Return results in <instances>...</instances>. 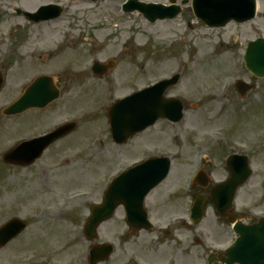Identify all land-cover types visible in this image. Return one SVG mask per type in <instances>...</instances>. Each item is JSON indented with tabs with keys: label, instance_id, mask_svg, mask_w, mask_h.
I'll return each instance as SVG.
<instances>
[{
	"label": "rangeland",
	"instance_id": "obj_1",
	"mask_svg": "<svg viewBox=\"0 0 264 264\" xmlns=\"http://www.w3.org/2000/svg\"><path fill=\"white\" fill-rule=\"evenodd\" d=\"M127 1L0 0V72L5 76L0 94V162L1 154L15 145L19 135L46 133L64 121L80 123L67 140L50 150L53 172L43 170L48 168V155L28 168L15 169L0 163V217L5 211L17 209L28 223L21 236L0 250V264H20L22 258L32 261L40 253L37 258L45 257L47 261L42 264L84 254V246L74 247L78 240L72 238L81 231L89 207L101 203L106 189L103 180L117 168L127 169L149 157H170L172 170L169 178L149 196L148 205L154 207L160 220L188 217L194 198L190 180L199 169L206 168L212 184L226 178L224 156L232 150L225 144L224 132L239 141L236 148L255 137L249 134L255 124L245 120H258L261 129L256 130L264 133V92L252 94L253 111H240L239 97L232 85L238 78L249 80L243 51L248 41L264 37L261 0L255 21L245 25L232 22L221 29L208 28L196 19L190 4L189 8L183 7L177 19L151 24L139 12L124 13L122 7ZM49 4L65 8L64 14L55 21L36 24L16 13L19 9L33 13ZM55 25L57 34L48 42L54 44L58 53L56 62L55 55L46 58L47 53H37L35 49L36 44L48 43L45 27ZM110 45L115 47L113 52L108 50ZM94 61H113L115 67L98 77L92 73ZM45 74L53 77L62 95L49 107L45 121L35 123L33 114L23 115L17 123L15 118H6L2 109L18 99L23 86ZM176 74L181 75V81L166 92V98L184 102V120L178 125L161 120L126 146L115 147L108 131V114L115 101ZM122 88L125 91L117 94ZM224 98L231 100L230 106L223 104ZM255 107L258 109L254 110ZM255 115L258 116L254 120ZM259 143L260 150L255 163L252 162L258 174L238 193V213L247 206H255L256 213L264 215V191L259 186V181H264V138ZM206 156H211L210 162L202 161ZM121 211L120 207L112 221L99 229L98 243L111 242L117 233L125 232ZM221 223L213 206L208 205L201 225L194 227L193 233L199 238L207 235L210 242L227 244L235 235L228 224ZM66 242L72 243L69 251L59 250ZM46 252L52 254L49 259ZM119 260L112 258L115 264L122 260L127 264L126 252Z\"/></svg>",
	"mask_w": 264,
	"mask_h": 264
},
{
	"label": "water",
	"instance_id": "obj_2",
	"mask_svg": "<svg viewBox=\"0 0 264 264\" xmlns=\"http://www.w3.org/2000/svg\"><path fill=\"white\" fill-rule=\"evenodd\" d=\"M127 13L139 11L151 22L157 20L173 19L178 13L169 14L161 6H145L135 0L125 7ZM194 11L196 16L210 27H224L230 21L235 20L244 23L255 18V0H195ZM62 9L56 6L42 7L38 13H25L26 17L35 22L58 18ZM248 69L257 76H264V40L251 44L247 56ZM97 74H103L104 69L97 65L94 69ZM3 77L0 74V91L3 87ZM179 76L173 80L164 81L156 87L135 94L133 97L118 103L110 113L111 134L117 143H126L128 139L154 125L160 118H167L173 122L182 119L183 106L179 101H168L164 93L168 88L175 85ZM241 86V85H240ZM239 86V87H240ZM242 88V86L240 87ZM59 94L49 80L40 79L28 91L19 103L13 105L7 111L8 115H14L34 106L45 107ZM76 128L75 124L65 126L60 133L52 134L36 142L26 143L9 153L6 162L12 164L28 165L39 158L45 148L55 138H60L71 133ZM29 160H22L27 158ZM234 162V160L232 159ZM244 161V169L234 170L232 179L216 186L211 193V200L215 203L219 215L223 219L236 224L235 231L241 236L237 244L223 257V264H264V219L252 227H244L236 223L237 219L231 215L232 203L238 189L249 178L247 162ZM170 172L168 159H154L142 166L134 168L118 178L108 190L105 204L94 210L89 220L86 232L92 238L97 227L110 218L114 210L123 204L129 212V223L135 228L145 227L146 216L143 214V202L145 197L166 179ZM202 186L208 184L207 178L202 175L198 179ZM205 199L199 197L195 208L194 218L199 223L205 211ZM142 213V219H136ZM136 216V217H134ZM136 219V220H135ZM25 225L16 220L0 230V248L6 246L13 238L20 234ZM99 249L94 252L98 254ZM107 251V250H106ZM104 251V252H106Z\"/></svg>",
	"mask_w": 264,
	"mask_h": 264
},
{
	"label": "flooded vegetation",
	"instance_id": "obj_3",
	"mask_svg": "<svg viewBox=\"0 0 264 264\" xmlns=\"http://www.w3.org/2000/svg\"><path fill=\"white\" fill-rule=\"evenodd\" d=\"M183 0H177L176 4H180ZM261 2L264 4V0H261ZM189 8V6H188ZM247 76L249 77V80L246 81L249 84H251L252 90L245 96V98L241 99L242 103L239 104L240 111H244L246 109L251 108L252 109V101L254 98H252V94L256 92V95H260V92H264V78L258 79L247 73ZM261 83L262 85H260ZM258 102V101H257ZM259 103V102H258ZM261 103L264 105V96L261 98ZM259 103V104H261ZM248 106V107H247ZM247 107V108H245ZM256 108V109H255ZM254 110H257L258 108L255 107ZM253 111V109H252ZM258 113V112H256ZM32 115L33 121L35 123H42L45 121V118H47L48 112L45 110H33L26 112L25 114H22L20 116H17L16 118L19 119L23 115ZM51 115V114H50ZM258 115L254 116V120L256 119ZM249 124H255L252 130H249V134L253 133L255 135L254 139H252L248 143L242 142V150H237L234 146H231V144L235 145L239 141H237L233 136L228 135V143L225 142L226 146L231 149L229 150L227 154L225 153V159H224V169L226 172V180L231 178V167L236 168L239 167L241 170L244 169V161L243 157L248 158L249 165L254 168L252 165L255 163V158L258 150H260L259 142L264 138L262 135L263 132H258L256 129H261V126L258 124V120L254 122L251 118L249 120H245ZM18 122V121H17ZM258 127V128H257ZM246 132V130H245ZM248 134V135H249ZM44 135V134H42ZM39 135V136H42ZM64 140H59L56 143L52 144L42 155V159L48 155V157L45 158V164L48 168H44L43 170L48 172H53L54 166L52 164V155L49 154L50 150L53 149L56 145L61 143ZM51 155V157H49ZM45 156V157H44ZM232 156H238L235 158H232ZM235 160L234 162L231 160ZM38 160V161H40ZM51 160V162L49 161ZM37 163V162H36ZM35 165V164H34ZM33 166V165H32ZM15 169H21L23 167H11ZM28 168V167H27ZM42 169V168H41ZM24 170V169H22ZM48 175V174H46ZM204 194L206 198L209 200L210 196V188L204 190ZM260 206V205H258ZM258 207L247 206L244 211L238 213V216L240 217V220L245 225H254L256 224L261 217H258L256 214V209ZM148 213H154V215L157 217L156 221L160 222L161 216L156 215V210L152 206L151 209L147 210ZM7 213V211H5ZM234 212V211H233ZM4 213V214H6ZM185 223V222H183ZM185 223L183 226H175L170 224L167 230V232L163 231L162 229L158 230H135L130 227H126L127 231L125 233H117L118 235L114 240L112 241V245L114 246V252L112 255V258L114 256L117 257V260L120 261V255L124 252L127 254V264H223L222 259L223 255L226 253L228 248H222L218 250H214L211 248L212 246H222L220 244H217L215 242H210V238L203 234L201 238L197 236V234L193 233L191 225H186ZM185 229L189 231H184ZM229 228L232 227L229 226ZM232 233L234 234L233 230ZM76 238L73 237L72 240ZM91 243V246L97 243ZM71 242H66L59 247V250H62L63 252L69 251ZM105 244V243H100ZM82 247V243H75L74 247ZM119 258V259H118ZM117 261V264H118ZM51 264H90V259L82 256H74L71 260L68 259H59L56 262L52 259ZM104 264V263H101ZM111 264H115L113 261ZM120 264H125V260H122Z\"/></svg>",
	"mask_w": 264,
	"mask_h": 264
},
{
	"label": "bare ground",
	"instance_id": "obj_4",
	"mask_svg": "<svg viewBox=\"0 0 264 264\" xmlns=\"http://www.w3.org/2000/svg\"><path fill=\"white\" fill-rule=\"evenodd\" d=\"M2 10L0 9V12H1ZM57 28V26L55 25L54 27H52V28H50V29H48V28H46L45 27V33H46V42H48L49 40L51 41V39L53 38V37H55L56 36V34H57V32L56 33H54V30ZM47 29V30H46ZM48 44V45H47ZM47 44H36L35 46V49H36V52L37 53H43V54H45V53H47L48 55H46L45 57L46 58H49V56H51V55H55L54 56V62H56L57 60V58H58V56H57V52L53 49V46H54V44H52L51 42H48ZM51 44V45H50ZM108 50H109V52L110 51H114L115 50V47H114V45H110L109 46V48H108ZM66 54V56L68 55L67 53H65ZM202 54V56H203V53H201ZM61 57V56H60ZM99 89H101V90H104V89H102V88H99ZM123 91H125V88H122V89H120V90H118V91H116V93L117 94H119V93H122ZM107 92H111V93H109V94H112V91L110 90V89H108V91ZM119 92V93H118Z\"/></svg>",
	"mask_w": 264,
	"mask_h": 264
}]
</instances>
